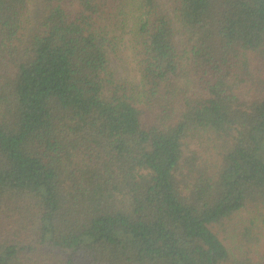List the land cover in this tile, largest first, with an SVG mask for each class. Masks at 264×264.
Listing matches in <instances>:
<instances>
[{"label": "trees", "instance_id": "obj_1", "mask_svg": "<svg viewBox=\"0 0 264 264\" xmlns=\"http://www.w3.org/2000/svg\"><path fill=\"white\" fill-rule=\"evenodd\" d=\"M0 264H264V0H0Z\"/></svg>", "mask_w": 264, "mask_h": 264}, {"label": "rangeland", "instance_id": "obj_2", "mask_svg": "<svg viewBox=\"0 0 264 264\" xmlns=\"http://www.w3.org/2000/svg\"><path fill=\"white\" fill-rule=\"evenodd\" d=\"M157 1L159 5L170 14V16H173V8H174L175 0H157ZM175 39L177 41V36H175ZM111 61H112V66L116 72L120 73L122 76L127 75L128 77L131 78L133 77L132 72L126 66V63L119 62V60H117V58H115L114 56L111 57Z\"/></svg>", "mask_w": 264, "mask_h": 264}]
</instances>
